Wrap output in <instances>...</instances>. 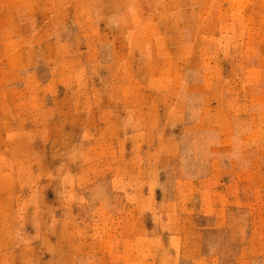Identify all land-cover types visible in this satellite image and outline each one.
<instances>
[{
	"label": "rangeland",
	"instance_id": "rangeland-1",
	"mask_svg": "<svg viewBox=\"0 0 264 264\" xmlns=\"http://www.w3.org/2000/svg\"><path fill=\"white\" fill-rule=\"evenodd\" d=\"M0 264H264V0H0Z\"/></svg>",
	"mask_w": 264,
	"mask_h": 264
}]
</instances>
